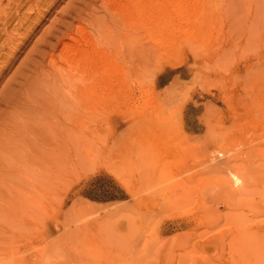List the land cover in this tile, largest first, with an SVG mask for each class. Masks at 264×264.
I'll use <instances>...</instances> for the list:
<instances>
[{
	"label": "rangeland",
	"instance_id": "rangeland-1",
	"mask_svg": "<svg viewBox=\"0 0 264 264\" xmlns=\"http://www.w3.org/2000/svg\"><path fill=\"white\" fill-rule=\"evenodd\" d=\"M146 1L0 0V264H264V0Z\"/></svg>",
	"mask_w": 264,
	"mask_h": 264
},
{
	"label": "bare ground",
	"instance_id": "bare-ground-1",
	"mask_svg": "<svg viewBox=\"0 0 264 264\" xmlns=\"http://www.w3.org/2000/svg\"><path fill=\"white\" fill-rule=\"evenodd\" d=\"M9 4H11V3H9ZM145 4H147V6H149L151 8L152 7H154V8L162 7L161 9L164 8V10H162L163 16H162L161 20L163 22H168L172 16L169 13L170 10H167V8L173 9L174 7H180L182 10L186 11L187 8L191 6L192 0H147L145 3H143V5H145ZM12 5H14V4H12Z\"/></svg>",
	"mask_w": 264,
	"mask_h": 264
}]
</instances>
